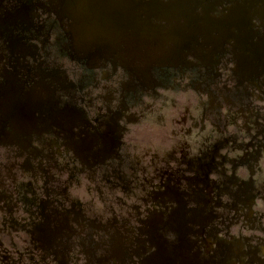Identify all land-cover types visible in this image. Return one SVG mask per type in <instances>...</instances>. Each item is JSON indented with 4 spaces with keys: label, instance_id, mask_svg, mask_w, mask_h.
I'll return each instance as SVG.
<instances>
[{
    "label": "rangeland",
    "instance_id": "374dc122",
    "mask_svg": "<svg viewBox=\"0 0 264 264\" xmlns=\"http://www.w3.org/2000/svg\"><path fill=\"white\" fill-rule=\"evenodd\" d=\"M122 1L0 0V264H264V0Z\"/></svg>",
    "mask_w": 264,
    "mask_h": 264
},
{
    "label": "flooded vegetation",
    "instance_id": "af4514ba",
    "mask_svg": "<svg viewBox=\"0 0 264 264\" xmlns=\"http://www.w3.org/2000/svg\"><path fill=\"white\" fill-rule=\"evenodd\" d=\"M128 1H129V0H123V1H122L125 10L127 9L126 7H129V2H128ZM154 2H156V0H153V3H154ZM78 15H80V12L78 13ZM107 28H109V29H111V30H114L113 27L110 26V25H108Z\"/></svg>",
    "mask_w": 264,
    "mask_h": 264
}]
</instances>
